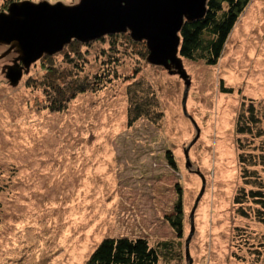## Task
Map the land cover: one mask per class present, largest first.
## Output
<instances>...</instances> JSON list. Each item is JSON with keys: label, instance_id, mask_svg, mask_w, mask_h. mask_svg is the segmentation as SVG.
I'll list each match as a JSON object with an SVG mask.
<instances>
[{"label": "rangeland", "instance_id": "1", "mask_svg": "<svg viewBox=\"0 0 264 264\" xmlns=\"http://www.w3.org/2000/svg\"><path fill=\"white\" fill-rule=\"evenodd\" d=\"M21 1L42 0H0V12ZM115 41L118 51L97 40L80 57L63 48L40 58L15 86L5 67L17 54L0 58V264H84L107 236L144 237L165 264H264V223L242 219L232 202L235 118L244 98L264 113V0L238 15L215 65L180 57L188 86L141 46ZM47 64L65 86L95 75L100 85L53 111ZM137 80L156 96V122L127 125L126 87ZM178 196L180 236L169 223Z\"/></svg>", "mask_w": 264, "mask_h": 264}, {"label": "trees", "instance_id": "2", "mask_svg": "<svg viewBox=\"0 0 264 264\" xmlns=\"http://www.w3.org/2000/svg\"><path fill=\"white\" fill-rule=\"evenodd\" d=\"M249 1L207 0L206 12L201 19L183 23L178 33L180 36L178 56L191 61H202L210 66L215 65L222 56L224 45L238 15ZM118 38H124L126 43L134 46H141L142 51H139V54L144 58L147 56L145 41L133 40L128 32L106 34L86 43L72 40L64 48L70 53L77 54L79 52L78 57H80L81 45L87 46L97 40H108L111 48L118 51V48L115 47L117 44L115 39ZM102 53L103 55L108 54V50ZM49 58L51 56L46 54L41 57L42 60ZM68 60L72 61L71 56ZM114 61L112 64L116 62ZM47 66L44 88L49 90L47 94L50 96L49 101L53 111H59L64 107L68 100H65L66 96L70 97V94L75 95L79 92H86L88 89H94V82H98L97 86L101 82L99 75H95L91 79L83 81L74 80L73 83L69 82L65 86L62 71L53 64H47ZM151 89L149 84L143 88L139 80L127 85V125H132L142 118L151 122H156L161 118L156 96ZM241 105L234 123L235 133L238 136L236 148L241 181L240 187L233 195L232 202L235 205L236 213L242 219L262 224L264 223V113L259 104H256L251 98L248 101L244 98ZM167 158L170 164L175 167L173 157L169 153H167ZM175 206L177 217L171 218L169 223L180 236L183 214L180 196H178ZM239 229L244 228L240 227ZM244 230H247L248 233L254 231L248 228ZM160 258L161 253L156 246L151 245L144 237L107 236L95 246L84 264H165Z\"/></svg>", "mask_w": 264, "mask_h": 264}, {"label": "water", "instance_id": "3", "mask_svg": "<svg viewBox=\"0 0 264 264\" xmlns=\"http://www.w3.org/2000/svg\"><path fill=\"white\" fill-rule=\"evenodd\" d=\"M207 0H79L74 5L42 0L11 2L0 12V43L8 46L0 58L14 51L5 68L12 86L42 56L61 51L72 40L86 43L106 34L128 32L145 41L146 61L177 73L189 85L178 56L179 31L185 21L201 19ZM196 200L195 206L198 202ZM188 257V251L186 250Z\"/></svg>", "mask_w": 264, "mask_h": 264}, {"label": "flooded vegetation", "instance_id": "4", "mask_svg": "<svg viewBox=\"0 0 264 264\" xmlns=\"http://www.w3.org/2000/svg\"><path fill=\"white\" fill-rule=\"evenodd\" d=\"M15 58H16V56L14 57L13 62H14Z\"/></svg>", "mask_w": 264, "mask_h": 264}]
</instances>
